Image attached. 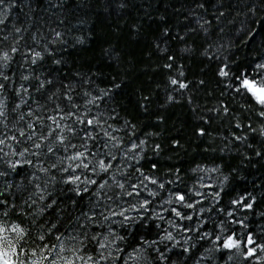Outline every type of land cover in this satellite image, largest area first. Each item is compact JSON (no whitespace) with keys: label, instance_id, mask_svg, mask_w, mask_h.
<instances>
[{"label":"trees","instance_id":"obj_1","mask_svg":"<svg viewBox=\"0 0 264 264\" xmlns=\"http://www.w3.org/2000/svg\"><path fill=\"white\" fill-rule=\"evenodd\" d=\"M264 0H0V261L264 264Z\"/></svg>","mask_w":264,"mask_h":264},{"label":"water","instance_id":"obj_2","mask_svg":"<svg viewBox=\"0 0 264 264\" xmlns=\"http://www.w3.org/2000/svg\"><path fill=\"white\" fill-rule=\"evenodd\" d=\"M248 85L251 86V90L252 92L256 95L257 99L262 100L264 99V87H257V86H253L252 83L248 82ZM245 86V84H244Z\"/></svg>","mask_w":264,"mask_h":264},{"label":"snow or ice","instance_id":"obj_3","mask_svg":"<svg viewBox=\"0 0 264 264\" xmlns=\"http://www.w3.org/2000/svg\"><path fill=\"white\" fill-rule=\"evenodd\" d=\"M244 84H245V86H249V85H248V81H245ZM250 90H251V89H250ZM262 91H264V90H262ZM261 102H264V99H262Z\"/></svg>","mask_w":264,"mask_h":264},{"label":"rangeland","instance_id":"obj_4","mask_svg":"<svg viewBox=\"0 0 264 264\" xmlns=\"http://www.w3.org/2000/svg\"><path fill=\"white\" fill-rule=\"evenodd\" d=\"M0 264H7V263H3L2 261H0Z\"/></svg>","mask_w":264,"mask_h":264}]
</instances>
